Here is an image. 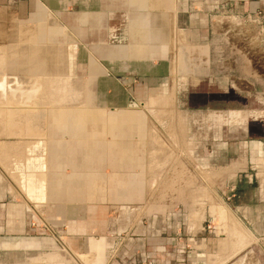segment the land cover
<instances>
[{
    "label": "rangeland",
    "instance_id": "rangeland-1",
    "mask_svg": "<svg viewBox=\"0 0 264 264\" xmlns=\"http://www.w3.org/2000/svg\"><path fill=\"white\" fill-rule=\"evenodd\" d=\"M154 3L152 2V4ZM149 7L151 8L152 5L150 4ZM219 11L220 9L212 14L214 19L222 14ZM155 22L153 26H155ZM186 29H188L187 26L182 27L181 31H177L176 42L182 44L185 41ZM62 31L64 36L59 38L61 45L64 46L62 49L59 47L60 44L49 41L48 45L42 46L43 49L40 47L43 42H32L33 45L25 46L26 48L21 51L11 48L8 49L9 51L0 50V74L9 72L7 63L14 62L9 59L12 55L19 56L20 60L16 59V63L21 60L25 61L26 71L33 75L37 73L36 64L43 60L47 63L45 78L42 81L38 78L34 79L30 83L31 88L27 83L17 85L18 82L15 80L20 78L14 76L16 74L2 75L5 81L0 79V89L4 90L8 87V91L0 93V155H7L3 158L0 157V170L3 171L6 185L10 186L13 192H17L15 196L27 206L30 229H32L30 237L43 243L41 248L28 252V257L22 255L21 264H81L67 244V238H71V235L66 234L67 226L57 225L54 216L52 215L50 218L45 212L49 206H52L53 214L58 212L57 206L68 205L70 207L74 203L76 204L75 201H59L55 198H48L51 195L44 192L46 191L44 184L48 171L46 158L47 150L51 146L50 142L54 139L64 140L63 142L69 141V150L75 144L73 143L74 139L69 138L70 132H67L66 136L62 135L63 139L57 135L59 127L62 126L60 120L68 115L71 125L79 122L81 125L92 127L93 122H102V129L98 127L97 139L92 140H96L94 144L99 143L98 140L101 141V144L104 142L102 154H105L106 158L119 150L122 154L120 159H122L127 148L134 145L144 158V161L137 164L140 166L139 169H135V173L141 175L139 180L142 181V187H140L139 181L136 188L140 187L139 189L143 192L135 189L134 193L129 194L132 195L130 198H125L126 190L122 189L130 188L137 179L136 175H131V170L127 171L129 176L124 171L129 166L128 160H131L129 154L127 157L125 156L124 164H122L123 160H117L118 164L115 163L120 167L118 169H124V172H111L113 169H110L107 163H102L100 168L96 169V174H99L100 178L96 175L94 177L92 171L86 169L85 166H83V171H80L78 168L81 166V157L78 158L76 155L71 157L77 161H69V165L66 166L64 164H67V161L63 162L62 160L60 169L52 171L51 180L54 182L59 180L60 183L57 188H61V185L62 189L69 188L73 182L71 180L75 181L76 179L85 184L82 187L85 189L78 196L73 194L74 197L71 198L79 197V199L85 200L92 197L94 189L98 190L97 181H100V192L97 191L93 200H86L83 203L86 207H98L102 212L101 222H99L100 220L97 223H91L90 220L85 221L86 225H98L99 229L83 237L102 240L105 251L104 264H111L115 259L119 264H144L140 262V242L137 241L140 239L141 232H143V237H155L159 234L169 236L173 242L165 245V248L170 251L172 256H177V254L180 256L178 260L174 257L175 260L172 263L181 264L182 262L179 260L182 261L183 258L186 260V252L195 248V242L190 241L192 235L203 233L209 238H214L221 232V227L218 224L220 223L219 215H215V211L218 214L222 213V208L226 209V204L231 201L235 204L236 201L235 195H232L233 198H231L220 192L223 191L224 182L227 180L226 171L230 175L232 174L230 171H233L234 166L238 164L235 160L236 156L243 153L245 146L249 150L251 149L253 142L249 143L250 141L264 139L263 103H258L253 98H245L246 112L236 113L234 111L242 106L243 99L237 100L234 97L228 99L226 103V100L202 97L201 92L197 93L198 96L196 90L192 88L189 90L188 79L183 80L179 87L176 82L178 77L174 79L171 74H174L175 71L171 70V79L159 97L154 95L141 98V100L136 99L135 102L132 100L128 105L131 110L126 111H113L109 107H99L98 101L94 97L93 87L90 81L85 78L87 71H90V66L93 71L98 67L96 66L97 62L91 57L90 66L76 64L75 54L78 52L76 35L67 29ZM28 36L24 38L27 43L32 41V36ZM40 39L42 40V38ZM199 39L203 41V39ZM88 42H80L87 57L92 52ZM176 46L178 47V45ZM50 52L53 57H50L52 54L48 56ZM5 55L7 56L5 57ZM34 57L37 59L34 60ZM6 65L8 68L3 69L2 67ZM10 65L14 68L13 64ZM38 74H43V70L40 69ZM22 76L25 77V75ZM119 80L126 89L130 87L127 82ZM51 83L53 84L51 85ZM24 86H27V90L21 91V89H25ZM30 93L35 94L36 97L28 99L27 95ZM54 107H59L61 110L52 113ZM222 110L233 112L212 113V111ZM117 116H124L119 120L123 125L136 126L133 134L130 133L132 139L128 137L122 140L116 139V128L119 124L118 121H115ZM109 121L111 124H108ZM93 130L96 132L95 128ZM88 131L86 128L85 132ZM92 134V130H90V135ZM82 136L85 138L86 144L88 143L86 149H90L89 145L94 146L92 145L93 141H88L85 134ZM7 140H11L16 146L13 143L9 144ZM131 140L133 143L130 142ZM221 142L229 144V148L225 147L229 149L230 156L210 162L208 156L212 153L218 156L227 154L220 148ZM243 142L247 143L244 145ZM101 144L100 148H102ZM129 150H132L130 155L137 152L133 148ZM11 151L13 152L11 153ZM8 154L10 155L8 156ZM70 154H72L70 151L66 152L67 156ZM130 162L132 163V161ZM82 165L84 164L82 163ZM76 171L84 175L86 179L82 176L76 178ZM36 173H41L43 177V187L41 185L39 187L44 190L39 189L41 192L39 191V195L35 196V193L32 194L29 181L38 177ZM117 180L119 181L117 182ZM43 193L45 194L43 195ZM80 195L85 197L80 198ZM30 196H34L36 202ZM228 200L230 201L228 202ZM248 200L249 195L245 201ZM225 213L226 210L223 215ZM230 213L234 218L236 217L234 211L230 210ZM192 219H198L197 223H200L202 227L200 233H196ZM83 237L81 239H84ZM68 240L70 241V239ZM238 260L239 263L242 262V257H230L228 264H237ZM244 262L252 264V259L245 258Z\"/></svg>",
    "mask_w": 264,
    "mask_h": 264
},
{
    "label": "crops",
    "instance_id": "crops-1",
    "mask_svg": "<svg viewBox=\"0 0 264 264\" xmlns=\"http://www.w3.org/2000/svg\"><path fill=\"white\" fill-rule=\"evenodd\" d=\"M219 9L222 14L244 18L263 11L264 0H0V50L11 48L21 51L32 42H43L40 44L42 48L43 45H48L49 41L60 44L62 49L64 46L59 38L64 36L62 30L67 29L76 35V64L90 66L91 57L98 63L94 71L90 66V71L87 69L89 72L85 75L93 87L98 106L109 107L113 111L128 110L132 100L135 102L136 99L154 95L159 97L171 75L174 79L178 77L176 82L179 87L183 80L188 79L189 90H196V94L201 92V96L207 99L226 100V103L234 97L237 100L243 99L242 106L234 111L236 113L246 112L245 98H253L256 102L263 103L264 107V41L257 45L243 40L228 43L224 36L228 30L227 25L214 19L212 15ZM153 21H156L155 26ZM186 26L188 29L185 31V41L180 44L176 42V34ZM57 29L58 34L62 32L61 35L51 37L48 31ZM31 33L32 41L27 43L24 38ZM85 41H89L91 45L89 47L92 52L89 57L80 44ZM65 48L68 49L67 46ZM51 54L50 52L48 56ZM44 56L46 57V54ZM15 57L18 59L19 56ZM50 57H53V54ZM35 59L37 58L34 57ZM7 64L9 68L8 65L2 68L7 67L9 72L0 74L2 80L7 74H16L14 76L20 79L15 82L29 85L34 79L45 78L47 63L44 60L36 64L37 73L34 75L26 71L25 61ZM10 64H13L14 68ZM40 69L43 74H38ZM171 70L175 73L170 75ZM119 79L130 84V87L126 89ZM24 88L21 91L27 90V86ZM1 91H8V87L0 89V93ZM229 112L233 111H212L216 114ZM87 139L93 141L92 138ZM83 141L86 142L85 138L74 141L76 145L71 146L73 153L64 158L67 161L64 165H69V161H77L71 157L73 155L78 158L80 156V162L86 157V169L91 170L93 174L95 172L94 176H99L96 174L98 166L94 156L103 158L102 163H107L109 156L106 158V155L102 154L104 142L101 144L98 140L95 151L91 148V152L85 156L82 153L84 146L81 147ZM7 142L16 146L11 140ZM130 142L133 143L132 140ZM246 143L243 142L244 145ZM249 143H252L251 149L245 146L243 153L236 156L238 164L230 171L232 174L226 171L227 180L224 182L223 191L220 192L231 198L235 195L236 205L233 201L228 203V200L226 209L222 208L223 212L226 210L224 215L223 212L218 214L215 211V215H219L221 232L217 237L209 238L200 233L202 227L197 223L198 219H192L196 233L200 234L191 236L190 241L195 242V248L186 252V260H179L181 264H228L230 257H242V262L239 263L238 260L237 264H245V258L252 259V264H264V139ZM219 145L227 154L218 156L212 153L208 156L210 162L230 156L227 149L229 144L221 142ZM131 147L137 152L130 158L132 163L128 161V168L123 170L127 175V171L131 170V175H136L137 179L130 188H122L126 190L125 198H130L132 195L129 194L134 193L135 189L143 192L139 189L142 187V181L139 180L141 175L135 173L140 167L137 166L138 162L144 161L143 154L139 153L140 150L135 145ZM4 156L7 155H0L1 158ZM226 161L229 162L227 159ZM74 166L78 167L75 164ZM80 167L78 169L83 171L82 165ZM123 170L117 168L111 172ZM216 170L218 171V168ZM80 175L77 172L76 178ZM98 181L97 191L100 192ZM139 181L140 187L136 188ZM71 182L69 188H46V194L51 195L48 198L75 201L76 204L70 207L57 206L58 212L53 214L52 206H49L45 212L50 218L54 216L57 225L67 226L66 234L71 235V238H67V244L81 264H104L105 251L102 240L83 237L99 229L98 225H86L85 221L101 222L102 212L98 207H86L83 204L86 200H93L98 192L94 189V195L85 200L79 197L71 198L74 197L73 194L78 196L85 189L82 188L85 184L78 180ZM15 195L17 192H13L10 186L6 185L3 171L0 170V264H21L22 255L28 257V252L41 248L43 244L30 237L32 229L27 206ZM248 195L249 200L245 201ZM230 210L235 212V218ZM211 217L217 221L213 215ZM142 233L140 239H137L140 242L141 263L173 264L174 257L176 260L180 259L178 254V257L172 256L165 248V245L173 242L169 236L159 234L155 237H143ZM82 237L84 239H81ZM111 264L119 263L115 259Z\"/></svg>",
    "mask_w": 264,
    "mask_h": 264
},
{
    "label": "bare ground",
    "instance_id": "bare-ground-1",
    "mask_svg": "<svg viewBox=\"0 0 264 264\" xmlns=\"http://www.w3.org/2000/svg\"><path fill=\"white\" fill-rule=\"evenodd\" d=\"M50 27V26H49ZM27 31V30H26ZM58 32H59V30L57 29V30H54L53 32H51V30L50 31H48V33H49V35L52 37H56V35L58 34ZM47 33V34H48ZM11 34V33H10ZM30 35H32V34H30ZM61 35V34H60ZM16 37V36H15ZM12 38H13V36H12ZM13 40H14V38H13ZM33 45V44H32ZM34 48V47H33ZM1 50H4V49H1ZM27 52V51H26ZM28 52H29V50H28ZM9 59H12V61H15L17 58L15 57V55H12V56H10V58ZM4 60V59H3ZM2 64V63H1ZM1 67V66H0ZM31 78H33V77H31ZM27 80V79H26ZM16 81V80H15ZM34 81V80H33ZM42 81V80H41ZM38 82V81H37ZM39 83V82H38ZM19 83H17V85H18ZM53 83H51V85H52ZM20 86H21V84H20ZM20 88V87H19ZM32 92V91H31ZM34 92V91H33ZM32 93H30V95L28 94L27 96H28V99H29V97L30 98H34V97H36L35 96V94H32ZM5 97V96H4ZM13 102V101H12ZM11 105V104H10ZM59 107H54L52 110V113H57L56 111H59ZM61 110V109H60ZM69 116V115H68ZM66 117V118H62L60 121L62 122V126H60L59 127V129L60 130H58L57 132H58V134L57 135H59V137H61L60 139H63L62 137V135H64V136H66V133L67 132H70V134L71 135H69V138H72V139H74L73 141H76V139H82L83 138V134L82 133H86L85 132V130H86V128H87V130H89L87 133H86V135L85 136H87L88 138H92V139H97V132H98V129L100 128V129H102L101 128V126H102V122H97V123H95V122H93L94 123V125L92 126V127H90V126H87V125H81L79 122H77V123H75V124H73V125H71V122H70V117ZM124 116H117V117H115V118H117V120H115V121H118V125H117V128H116V135H115V137H116V139H118V140H122V139H124V138H126V137H128V138H131V134L130 133H132L133 134V132L135 131V128H136V126L135 125H129V126H125V125H123L122 124V121H119V120H121V118H123ZM114 121V122H115ZM70 123V124H69ZM108 124H111L110 123V121L108 122ZM98 125V126H97ZM140 125H141V123H140ZM135 126V127H134ZM53 127V126H52ZM63 127V128H62ZM99 127V128H98ZM140 127V126H139ZM93 128H95V131L96 132H94V130H93ZM90 130H92V135H90ZM143 133V132H142ZM128 134V135H127ZM90 135V136H89ZM43 136V135H42ZM132 139V138H131ZM56 139H54L52 142H50L51 144V146H50V148L47 150V158H46V168L48 169V171H47V178H46V182H45V184H44V182H43V177H42V175H41V173H36L37 175H38V177L36 178V179H33L32 181L30 180L29 181V186H31V188H32V194H34L35 193V196L36 195H39V191L40 190H42V189H40L41 187H39V185H41L42 187H43V184H44V187L45 188H47L48 187V189H53V188H57V186H59L60 185V183H59V180H58V182H54V181H52L51 180V178H52V175H53V172L52 171H58L59 169H60V166L62 165V160H63V162H65L66 161V159H64L67 155H66V152L67 153H69V151L71 152V153H73L71 150H69V148H68V145H69V141L68 142H63L64 140H56ZM89 141V140H88ZM96 141V140H95ZM95 141H90V142H92V145H94L95 147H96V143L94 144V142ZM84 142V141H83ZM73 143H75V142H73ZM76 145V144H75ZM132 145V144H131ZM11 146V145H10ZM83 146H85V147H83ZM88 146V143L86 144V142H84V144H82L81 145V147H83L84 149H83V155H87V154H89V152H91V148H93L94 149V151H95V147L93 146H91V145H89L90 146V151L88 150V149H86V147ZM8 148V147H7ZM14 148V147H13ZM12 148V149H13ZM39 148V147H38ZM130 148H133V147H130ZM130 148H127V150H126V153H125V156L127 157V155L129 154V156H130V158H131V156L132 155H130L131 153H130V151H132V150H129ZM76 149V148H75ZM13 151H11V153H12ZM78 153V152H77ZM85 153V154H84ZM95 153V152H94ZM134 153V152H133ZM45 154V153H44ZM114 155H117L118 157H113ZM121 152L118 150V151H115L113 154H111L110 156H109V158H107V160H106V162H107V165L110 167V169H116V167L117 168H119L120 169V167H118L117 166V160H123V163L122 164H124V158H125V156L122 158V159H120V157H121ZM96 159H97V162H96V165L98 166L96 169H99L100 168V166H101V164H102V162H104L103 161V158H101V157H95ZM94 158V159H95ZM119 158V159H118ZM88 159V158H87ZM106 159V158H105ZM128 159V158H127ZM132 159V158H131ZM82 160V159H81ZM31 161V160H30ZM84 161H88V160H86V157H85V159L83 158V161L81 162V165H82V163L85 165V163H84ZM128 161H133V160H128ZM110 162V163H109ZM122 162V161H121ZM115 163H117V164H115ZM127 162H125V164H126ZM139 163V162H138ZM110 164V165H109ZM121 164V166L123 167V165ZM84 165H82V167L84 166ZM127 165V164H126ZM150 165V164H149ZM88 167V166H87ZM125 167V166H124ZM138 167H139V165H138ZM84 168V167H83ZM127 168V167H126ZM142 168V167H141ZM30 174H32V173H30ZM95 174V173H94ZM89 175V174H88ZM81 176V175H80ZM86 176V175H85ZM97 176V175H96ZM45 177V176H44ZM88 177V176H87ZM91 177V176H90ZM95 177V176H94ZM98 177V176H97ZM40 178V179H39ZM73 178V177H72ZM85 179H86V177H84ZM76 179V178H75ZM79 179V178H78ZM77 180V179H76ZM45 181V180H44ZM79 181V180H78ZM82 181H84V180H82ZM119 180H117V182H118ZM109 184H111V183H109ZM120 184V183H119ZM25 185V184H24ZM69 185V184H68ZM23 186V185H22ZM138 186V185H137ZM63 186L61 185V188H62ZM59 188V187H58ZM64 188H66V187H64ZM40 189V190H39ZM44 190V189H43ZM42 190V191H43ZM38 191V193L36 194V192ZM41 192V191H40ZM45 193H46V191H44ZM138 192V191H137ZM45 193H43V195L45 194ZM31 194V195H32ZM42 195V196H43ZM30 197H32V196H30ZM44 197V196H43ZM83 197H85L84 195H82V197H81V195H80V198H83ZM32 198H34V200H35V197L33 196ZM37 198V197H36ZM45 198V197H44ZM89 198V197H88ZM146 198V197H145ZM31 199V198H30ZM37 199H39V198H37ZM32 200V199H31ZM35 202H36V200H35ZM33 203V202H32Z\"/></svg>",
    "mask_w": 264,
    "mask_h": 264
},
{
    "label": "built area",
    "instance_id": "built-area-1",
    "mask_svg": "<svg viewBox=\"0 0 264 264\" xmlns=\"http://www.w3.org/2000/svg\"><path fill=\"white\" fill-rule=\"evenodd\" d=\"M215 18L227 25L228 30L224 36L228 43H232L234 40H243L257 45L264 41V10L244 18L232 17L227 14H221Z\"/></svg>",
    "mask_w": 264,
    "mask_h": 264
}]
</instances>
